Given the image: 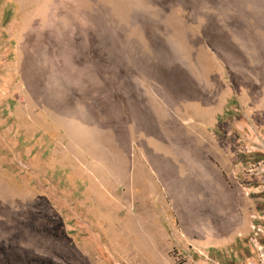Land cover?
<instances>
[{
  "label": "rangeland",
  "instance_id": "obj_1",
  "mask_svg": "<svg viewBox=\"0 0 264 264\" xmlns=\"http://www.w3.org/2000/svg\"><path fill=\"white\" fill-rule=\"evenodd\" d=\"M264 0H0V264H264Z\"/></svg>",
  "mask_w": 264,
  "mask_h": 264
},
{
  "label": "built area",
  "instance_id": "obj_2",
  "mask_svg": "<svg viewBox=\"0 0 264 264\" xmlns=\"http://www.w3.org/2000/svg\"><path fill=\"white\" fill-rule=\"evenodd\" d=\"M250 171L256 174H259L260 176H264V158L254 166L250 168Z\"/></svg>",
  "mask_w": 264,
  "mask_h": 264
}]
</instances>
